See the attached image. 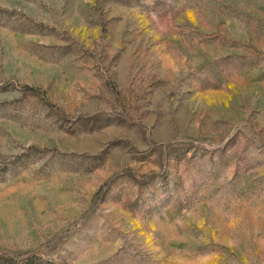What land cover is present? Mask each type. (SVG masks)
<instances>
[{
	"label": "rangeland",
	"instance_id": "1",
	"mask_svg": "<svg viewBox=\"0 0 264 264\" xmlns=\"http://www.w3.org/2000/svg\"><path fill=\"white\" fill-rule=\"evenodd\" d=\"M264 264V0H0V255Z\"/></svg>",
	"mask_w": 264,
	"mask_h": 264
},
{
	"label": "trees",
	"instance_id": "2",
	"mask_svg": "<svg viewBox=\"0 0 264 264\" xmlns=\"http://www.w3.org/2000/svg\"><path fill=\"white\" fill-rule=\"evenodd\" d=\"M16 258L9 255H0V264H14L16 262ZM23 264H32L29 254L25 255L22 259Z\"/></svg>",
	"mask_w": 264,
	"mask_h": 264
}]
</instances>
